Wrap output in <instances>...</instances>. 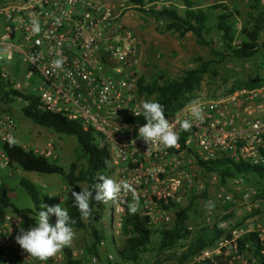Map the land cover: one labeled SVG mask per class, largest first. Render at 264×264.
<instances>
[{
    "label": "built area",
    "instance_id": "built-area-1",
    "mask_svg": "<svg viewBox=\"0 0 264 264\" xmlns=\"http://www.w3.org/2000/svg\"><path fill=\"white\" fill-rule=\"evenodd\" d=\"M155 5L176 6L175 0H159ZM125 9L124 1L111 4L100 0H19L0 5V90L32 96L38 110L75 121L84 132L93 134L97 147L107 152L106 176L132 185L148 225H167L172 221L171 213H177L194 191V167L224 160L264 169V83L185 104L166 116L176 122L179 147H149L138 136L144 123L134 121L143 116L137 90L140 52L134 33L118 21ZM36 26L39 31L34 30ZM61 58L64 64L58 69L53 61ZM16 59L22 66L12 73L9 65ZM193 103L203 108V122L192 117ZM185 119L192 120L188 131L180 128ZM15 131L12 117L1 113L0 188L13 166L3 147L15 140ZM32 152L49 160L53 145L48 143L43 150ZM229 182L240 203L249 202L256 194V188L245 186L241 176ZM210 183L217 184L215 175ZM133 199L131 192H122L117 202H110L113 214L121 215ZM209 201L214 204L211 210L207 208ZM234 202L224 191L199 200L195 228L210 227L216 206ZM22 223L18 214H3L0 264L8 260L16 264H70L75 259L73 255L67 259L65 248L46 262L29 256L16 242ZM249 235L264 259V224L255 222L220 236L213 248L201 251L190 264H254L255 258L245 251L249 245L242 249L238 245ZM103 245L100 241L97 249ZM95 262L91 255L86 264Z\"/></svg>",
    "mask_w": 264,
    "mask_h": 264
},
{
    "label": "rangeland",
    "instance_id": "rangeland-1",
    "mask_svg": "<svg viewBox=\"0 0 264 264\" xmlns=\"http://www.w3.org/2000/svg\"><path fill=\"white\" fill-rule=\"evenodd\" d=\"M19 0H0V5L16 3ZM104 3L117 4L124 1L126 9L123 15L119 18L120 24H127L138 40L140 52V77L145 83H149L152 79L158 78V82L176 80L182 76L183 72L192 70L196 67V60H210L207 50L204 47L198 46L195 43L193 36L186 33L182 37L177 34L166 31L164 29V22L162 19L152 16L149 12L160 10L164 7H158L155 2L148 0H140L141 5H132L129 0H100ZM193 4L194 8L209 10L213 4H221L228 8H234L238 12V17L235 24V38L233 45L240 42L239 30L242 27H249V16L253 15L250 6L251 0H188ZM179 0H175L176 6H168L169 8H176L179 12L182 6ZM259 6L264 9V0H259ZM208 38L216 42V35L211 33ZM258 43L262 44L257 53L252 58H245L237 60L234 58H226L219 65L210 64L207 72L202 75L199 84L193 93V99L186 104L193 101L213 100L221 96L229 94L231 91L243 89L245 84H258L264 81V33L259 37ZM22 64L19 60H14L9 69L12 73H17L21 69ZM139 95V94H138ZM140 103L145 101L143 95H139ZM149 101L152 98L148 99ZM21 104L15 103L10 106L9 112L6 113L5 105L0 104V114H8L15 121V142L18 146H22L28 151H41L46 144L53 145V158L48 161H55L64 172H68L70 165L74 166V174L83 170L85 167L83 160H77L75 156L76 142L72 137L65 135L54 134L53 132L33 125L26 118H24L19 108ZM195 175L194 191L190 193L189 198L184 202L183 206L178 208L184 209L190 206L187 214L188 218L185 224L184 239L179 241L172 251H166L159 257L155 256V245L157 242V234L152 235L150 244L146 247V251L140 255V264H154L157 259L159 264H190L192 259L196 257L204 249L213 248L211 246L203 248L190 257H186L185 251L188 244L194 240L199 229L195 228V223L200 217L199 209L197 208L198 201L206 197H211L218 191H224L231 195L235 201L233 204H226L223 207L216 206L214 212V222L226 223L227 228H219L227 234L231 229L243 227L250 223L264 224V200L256 199L254 196L250 198L247 203L238 202V194L231 190L230 179L225 180L222 184L216 173L207 172L200 167H194ZM5 176V185L10 192L8 196L12 207L20 210L16 213L12 208H8L5 212L18 214L22 217L24 226H20L19 231H27L30 227L36 226L38 216L22 212L24 209H32V205L23 191L18 186L20 179H25L38 189L40 195L46 196L49 201L45 202L48 205L60 204L64 208H68L73 203L72 191H81L87 189L84 183H76L75 185H68L62 178L55 175H39L32 172L22 171L19 167L13 164ZM215 175L217 184L210 183L211 176ZM234 178V177H233ZM232 179V178H231ZM244 185L247 187L256 188L255 181L246 177ZM204 193L203 198H199L200 194ZM129 210V207H127ZM124 212L120 214H113L111 203H100L94 207L93 226L97 230H101L105 237L102 249L98 250V258L94 264H105V258L113 261V249L119 248L123 243V236L120 234V219ZM141 217V208L135 213ZM174 215L171 213L172 221L169 224L148 225L151 230H159L161 228L170 229ZM223 216H226L225 218ZM191 227L192 230H187ZM208 227V226H205ZM211 227V226H210ZM203 228V227H202ZM201 229V228H200ZM76 233L70 247H65L64 253L67 259L75 256L74 260L79 264H86L88 257L85 253V248L89 242L88 232L86 230H74ZM108 256L110 258H108ZM2 264H16L13 260H8ZM254 264L257 263L256 261Z\"/></svg>",
    "mask_w": 264,
    "mask_h": 264
},
{
    "label": "trees",
    "instance_id": "trees-1",
    "mask_svg": "<svg viewBox=\"0 0 264 264\" xmlns=\"http://www.w3.org/2000/svg\"><path fill=\"white\" fill-rule=\"evenodd\" d=\"M129 1L132 5H141L140 0ZM148 1L152 3L159 0ZM179 2L182 6L180 12L176 8H161L149 13L163 20V26L166 31L175 33L179 37L190 33L195 43L207 50L211 59L206 61L196 60V67L183 72L182 76L176 80L159 83L158 78H155L151 82L145 83L143 78L140 77L137 85L138 94L143 95L145 100L152 98L151 101L161 103L165 108V116L172 114L193 99V93L210 64L219 65L226 58L237 60L252 58L258 49L262 47V44L258 43V41L260 35L264 33V9L259 6V0H251L250 9L253 15L248 17L250 26L248 28L242 27L239 30L240 42L236 45H233L236 33L234 27L238 17L236 9L228 8L221 4H213L209 10H205L194 8L193 4L188 0H179ZM211 33L216 35V42L208 38ZM262 83L264 81L258 84H245L243 89L254 88ZM15 103L21 104L19 108L21 115L33 125L49 130L54 134L72 137L76 142V159L83 160L85 167L74 174V166L70 165L69 171L64 172L54 160L48 161L32 151L23 150L18 145H7L3 147V150L9 155L11 163L22 171L39 175H55L62 178L70 186L76 183H84L87 189L95 191V185L100 182L98 177L100 175L106 176L105 168L107 164L105 161H108L106 150L97 147L95 136L90 132H84L75 121H68L60 115L38 110L36 108L37 101L32 96L22 95L11 90H0V104L6 106V113L9 112L10 106ZM134 121L146 123L143 116ZM200 166L207 172L216 173L219 182L222 184L225 180L235 176H241L243 179L246 177L252 178L255 181L254 186L257 190L254 198L264 200V169L262 167L233 164L224 160L201 163ZM18 186L23 189L32 205V209H24L22 212L38 216L41 205L49 201V199L44 195H40L38 189L25 179H20ZM9 192L10 190L6 188L5 184L1 186L0 222L5 210L8 208H12L16 213L21 212L12 207L8 196ZM198 197L203 198L204 193ZM97 205L95 200L91 202L92 215L86 219L82 218L73 203L67 208L71 219L75 221L71 224L73 229L86 230L88 232L89 242L85 248V253L90 256L94 255L96 258H98L97 245L100 241L105 240L102 231L100 229L97 230L93 226V211ZM190 208V206H187L175 214L170 229L161 228L157 231L151 230L144 218L132 214L125 208L124 214L120 219V234L124 238L123 243L119 248L113 249V261L105 258V264H140V255L146 251V247L150 244L151 236L156 234L158 238L155 245V256L159 257L164 252L171 251L185 237V224ZM223 217L225 218L226 216ZM51 219L54 223L55 217L53 216ZM223 235L224 232L219 228L218 221L214 222L211 227L199 229L194 240L186 248V257H190L203 248L211 246ZM244 244L249 245V248H246L245 251L251 254L257 263L264 264V259L258 253L259 246L254 237L250 235L243 236L238 241L239 248L242 249ZM69 263L79 264L77 261ZM154 264H159L157 259ZM201 264L209 263L202 262Z\"/></svg>",
    "mask_w": 264,
    "mask_h": 264
},
{
    "label": "clouds",
    "instance_id": "clouds-1",
    "mask_svg": "<svg viewBox=\"0 0 264 264\" xmlns=\"http://www.w3.org/2000/svg\"><path fill=\"white\" fill-rule=\"evenodd\" d=\"M34 21V25H35ZM39 31V27L34 28ZM64 64L63 58L53 61L54 67L62 69ZM142 115L146 123L139 127L138 136L149 147L153 144L163 146V148L179 147V133L176 131V122L169 121L165 116L164 106L157 101L145 100L142 105ZM136 116L141 115L140 112H134ZM192 117L200 122L204 120L203 108L196 103L191 107ZM192 120L185 119L180 122V128L184 131L190 130ZM15 143L14 139L9 140V144ZM135 141H133V144ZM148 147V148H149ZM108 164V161H105ZM100 181L95 185V191L83 189L79 192L72 191L71 196L73 205L79 210L82 218H88L92 215L91 202L95 200L97 204L117 202L121 193L131 192L133 194V202L129 204V211L135 214L138 211V197L134 188L127 181H116L112 178L100 175ZM207 208L211 210L214 204L209 201ZM55 217V222H52V217ZM73 221L69 215L67 208L60 204L48 205L43 203L41 210L38 212L36 226L30 227L27 231L21 230L16 236V242L26 251L29 256L46 262L49 259L55 258L60 254L65 247H70L75 239L76 233L71 226ZM225 227L224 223L219 225Z\"/></svg>",
    "mask_w": 264,
    "mask_h": 264
},
{
    "label": "crops",
    "instance_id": "crops-1",
    "mask_svg": "<svg viewBox=\"0 0 264 264\" xmlns=\"http://www.w3.org/2000/svg\"><path fill=\"white\" fill-rule=\"evenodd\" d=\"M124 26H127V24L123 23ZM128 27V26H127ZM172 251V250H171ZM168 252V251H167Z\"/></svg>",
    "mask_w": 264,
    "mask_h": 264
}]
</instances>
